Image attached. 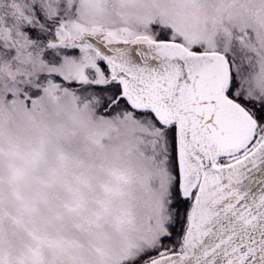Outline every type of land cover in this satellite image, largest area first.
<instances>
[{"label": "snow or ice", "instance_id": "1", "mask_svg": "<svg viewBox=\"0 0 264 264\" xmlns=\"http://www.w3.org/2000/svg\"><path fill=\"white\" fill-rule=\"evenodd\" d=\"M0 264H264V0H0Z\"/></svg>", "mask_w": 264, "mask_h": 264}]
</instances>
